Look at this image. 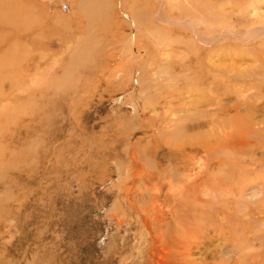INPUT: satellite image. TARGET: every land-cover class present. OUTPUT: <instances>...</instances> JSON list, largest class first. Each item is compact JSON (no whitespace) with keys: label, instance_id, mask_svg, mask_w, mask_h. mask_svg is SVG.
Masks as SVG:
<instances>
[{"label":"rangeland","instance_id":"374dc122","mask_svg":"<svg viewBox=\"0 0 264 264\" xmlns=\"http://www.w3.org/2000/svg\"><path fill=\"white\" fill-rule=\"evenodd\" d=\"M0 264H264V0H0Z\"/></svg>","mask_w":264,"mask_h":264}]
</instances>
